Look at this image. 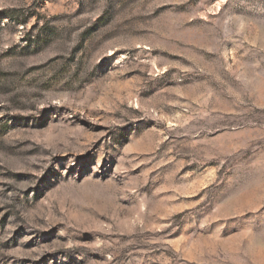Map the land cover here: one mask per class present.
Listing matches in <instances>:
<instances>
[{
	"label": "rangeland",
	"instance_id": "1",
	"mask_svg": "<svg viewBox=\"0 0 264 264\" xmlns=\"http://www.w3.org/2000/svg\"><path fill=\"white\" fill-rule=\"evenodd\" d=\"M0 264H264V0H0Z\"/></svg>",
	"mask_w": 264,
	"mask_h": 264
}]
</instances>
